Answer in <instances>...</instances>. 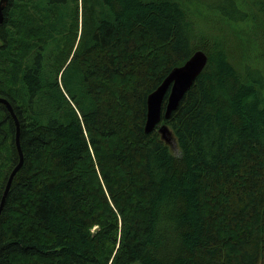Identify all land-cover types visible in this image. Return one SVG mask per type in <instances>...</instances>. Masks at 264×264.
<instances>
[{"label":"trees","instance_id":"trees-1","mask_svg":"<svg viewBox=\"0 0 264 264\" xmlns=\"http://www.w3.org/2000/svg\"><path fill=\"white\" fill-rule=\"evenodd\" d=\"M196 3L7 0L0 98L23 164L0 264H264V70L233 46L241 8ZM196 50L207 65L161 121L174 153L144 133L146 98ZM14 138L0 103V199Z\"/></svg>","mask_w":264,"mask_h":264},{"label":"water","instance_id":"water-1","mask_svg":"<svg viewBox=\"0 0 264 264\" xmlns=\"http://www.w3.org/2000/svg\"><path fill=\"white\" fill-rule=\"evenodd\" d=\"M7 5V0H0V25L3 21V11ZM208 58L201 50H196L185 63L179 67H174L168 75L162 80L157 88L152 91L146 98V119L144 123V133L149 134L155 128L160 139L168 147H176L175 139L167 125L161 124L162 117L168 120L172 112H174L179 103L183 99L186 92L191 88L195 80L206 67ZM166 96L164 112L162 115V105ZM0 103L4 104L15 124V147L18 154V163L10 172L3 194L0 199V213L3 208L5 198L10 188L11 182L23 164V154L19 144V123L13 112L10 103L0 98Z\"/></svg>","mask_w":264,"mask_h":264},{"label":"rangeland","instance_id":"rangeland-1","mask_svg":"<svg viewBox=\"0 0 264 264\" xmlns=\"http://www.w3.org/2000/svg\"><path fill=\"white\" fill-rule=\"evenodd\" d=\"M196 2V4L203 7L213 6L218 11L220 8H229L231 10L234 5L241 8L246 17L244 22L237 21L235 25L237 30H240L241 40L239 41L238 38L234 39L233 46L237 52L242 50V48L247 49L248 47V52H245V54L250 56V60L254 64H259L264 70V0H196ZM228 4L232 6H227ZM201 11L207 19L218 17V12L216 13V11L214 13H209L206 10ZM171 150L177 153V148L172 147Z\"/></svg>","mask_w":264,"mask_h":264}]
</instances>
